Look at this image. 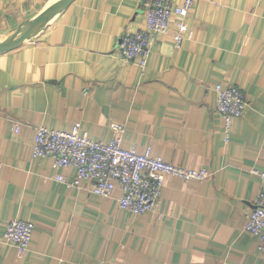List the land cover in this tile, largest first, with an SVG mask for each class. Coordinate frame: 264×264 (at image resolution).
Wrapping results in <instances>:
<instances>
[{"label": "crops", "instance_id": "obj_1", "mask_svg": "<svg viewBox=\"0 0 264 264\" xmlns=\"http://www.w3.org/2000/svg\"><path fill=\"white\" fill-rule=\"evenodd\" d=\"M54 1L0 0V42ZM144 20L142 0H72L0 52V264H264L243 229L261 185L250 170H264V0H194L180 46L154 33L142 67L116 47ZM223 81L248 100L227 141L214 90ZM75 123L100 141L120 124L122 146L212 174L166 176L154 209L133 214L119 186L99 196L69 184L73 167L31 156L36 125ZM11 218L34 225L23 252L2 241Z\"/></svg>", "mask_w": 264, "mask_h": 264}, {"label": "built area", "instance_id": "obj_2", "mask_svg": "<svg viewBox=\"0 0 264 264\" xmlns=\"http://www.w3.org/2000/svg\"><path fill=\"white\" fill-rule=\"evenodd\" d=\"M194 0H142L144 26L126 32L118 38L116 51L125 62L136 61L144 66L150 52L153 34L171 33L173 44L179 47L186 29L185 17ZM175 18V19H174ZM174 29L170 30L171 23ZM216 110L224 120L225 141L235 118L242 116L248 107L247 97L242 88L230 82H218ZM85 91V89H84ZM115 135L108 141L94 140L79 124L69 129L49 128L44 124L35 126L31 156H50L54 168L73 167L75 176L70 185L80 187L88 182L90 191L110 197L116 186L122 195L118 205L133 214H145L154 209L161 195L164 178L176 176L184 181L209 177L208 168L176 165L153 154L150 145L143 150L124 147L121 144L124 127L112 123ZM19 130V124L13 126ZM250 172L261 178V185L253 200V206L246 216L243 229L259 240L258 249L264 259V170L252 168ZM57 178L64 180L62 175ZM34 229L33 223L20 218H11L5 224L2 241L12 244L19 252L28 248Z\"/></svg>", "mask_w": 264, "mask_h": 264}, {"label": "water", "instance_id": "obj_3", "mask_svg": "<svg viewBox=\"0 0 264 264\" xmlns=\"http://www.w3.org/2000/svg\"><path fill=\"white\" fill-rule=\"evenodd\" d=\"M71 1L72 0H56L35 17L21 22L10 36L0 42V52L12 49L21 44L25 39L37 34Z\"/></svg>", "mask_w": 264, "mask_h": 264}]
</instances>
